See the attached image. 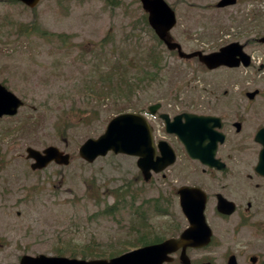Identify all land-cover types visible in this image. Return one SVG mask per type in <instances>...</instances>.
I'll return each instance as SVG.
<instances>
[{
	"label": "rangeland",
	"instance_id": "1",
	"mask_svg": "<svg viewBox=\"0 0 264 264\" xmlns=\"http://www.w3.org/2000/svg\"><path fill=\"white\" fill-rule=\"evenodd\" d=\"M107 1L40 0L29 8L0 0V82L25 101L15 116L0 119V238L23 242L0 248V264H18L22 250L67 256L92 245L96 255L109 256L129 249L136 218L129 213L138 204L131 191L138 200L156 197L172 181L155 174L139 184L135 157L110 152L87 163L80 145L120 112H147L155 102L176 110L181 101L207 99L208 77L195 59L158 45L139 0ZM167 1L177 17L170 34L186 52L196 37L264 34V0H240L238 13L236 6L217 8L218 0ZM250 19L257 27L245 32ZM250 83L264 84V77ZM147 118L159 129L156 138L164 135L162 122ZM48 145L69 152L70 164L33 171L25 148ZM162 218L149 217L153 224Z\"/></svg>",
	"mask_w": 264,
	"mask_h": 264
},
{
	"label": "flooded vegetation",
	"instance_id": "2",
	"mask_svg": "<svg viewBox=\"0 0 264 264\" xmlns=\"http://www.w3.org/2000/svg\"><path fill=\"white\" fill-rule=\"evenodd\" d=\"M232 6L237 12V4ZM254 26L257 22L250 19L244 31ZM261 33L199 40L194 50L204 54L237 42L233 61L238 65L208 69L197 61L211 76L202 95L207 99L181 102L177 110L162 105L156 108L154 117L163 122L176 163L159 173L163 181L172 183L154 199L140 198L135 207L133 214H140L154 203L159 210L156 215L163 217L155 224L136 217L139 223L129 228L127 250L150 248L140 256L139 264H264V84L250 83L251 74L264 73ZM217 72L237 74L238 80L215 77ZM243 73L249 74L248 80L242 78ZM163 113L171 120L178 116L176 128L187 133V139L167 131ZM185 113L196 115L192 123L186 124ZM191 152L204 160L192 158ZM173 166L175 172L171 173ZM154 176L151 173L145 181L139 172L137 182L145 185ZM19 243L0 238V248L18 247Z\"/></svg>",
	"mask_w": 264,
	"mask_h": 264
},
{
	"label": "water",
	"instance_id": "3",
	"mask_svg": "<svg viewBox=\"0 0 264 264\" xmlns=\"http://www.w3.org/2000/svg\"><path fill=\"white\" fill-rule=\"evenodd\" d=\"M30 6L37 3L38 0H23ZM144 8L149 10L150 16L149 21L156 31L163 37L165 31L169 29L175 21L173 11L167 6L163 0H142ZM233 0H222L220 4L230 3ZM169 47L176 46L171 42H167ZM182 55V53H180ZM186 56V55H185ZM187 56H192L187 55ZM0 114L3 112H12L10 110L11 106L15 108L20 104L19 99H17L12 93H6L2 86H0ZM4 91H3V90ZM14 99V100H13ZM113 149L114 151H123L126 153H136L141 156L139 158V163H143L149 158V155L145 156L143 150H153L152 139L149 130L144 127L139 116L135 113H122L114 117L108 124L107 130L97 139L86 140L79 149L80 155L92 161L98 154H104L107 150ZM28 152V157L34 158L36 162L32 164V167L43 166L55 159L58 162L68 163L69 155H63L61 151L55 146H48L43 149L42 153L32 147L26 148ZM145 157H144V156ZM59 157H63L61 161L58 160ZM173 160V155L171 156L169 162ZM132 254H124L120 257L113 258L109 261L107 260H76L68 259L64 257H45L37 256L32 257L24 255L22 257V262L24 264H124L123 261L129 259Z\"/></svg>",
	"mask_w": 264,
	"mask_h": 264
}]
</instances>
